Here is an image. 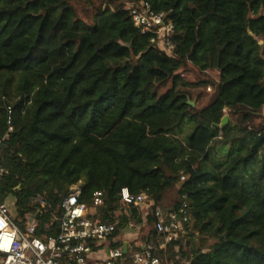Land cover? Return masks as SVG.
Listing matches in <instances>:
<instances>
[{"label":"trees","instance_id":"1","mask_svg":"<svg viewBox=\"0 0 264 264\" xmlns=\"http://www.w3.org/2000/svg\"><path fill=\"white\" fill-rule=\"evenodd\" d=\"M139 1L0 0L1 200L24 226L37 212L45 240L74 184L88 205L104 192L89 216L115 233L145 218L123 188L159 203L177 184L189 233L160 258L264 264V0H144L174 23L173 54L135 26ZM190 64L219 72L209 96L192 90L211 81L187 79Z\"/></svg>","mask_w":264,"mask_h":264},{"label":"built area","instance_id":"2","mask_svg":"<svg viewBox=\"0 0 264 264\" xmlns=\"http://www.w3.org/2000/svg\"><path fill=\"white\" fill-rule=\"evenodd\" d=\"M128 8L141 33L153 34L152 41L173 54L175 44L172 35L175 25L167 18V13L155 11L144 0L130 4ZM4 138L0 137V144ZM5 173L6 168L0 164V182ZM81 193L79 183L71 187L62 204L64 214L60 219V232L49 235L45 240L35 235L38 227L37 212L27 217L23 230L12 217L9 205L0 197V253L4 255L1 264H86L93 250V243L111 236L116 231L118 222H98L89 216L91 209L104 202L102 190L94 192L89 205L80 201ZM122 199L133 205H141L142 208L144 204L153 205V222L162 237L159 245L148 242L136 249L131 255L133 264H161V258L157 254L158 247L174 245L189 233L190 212L187 201L181 200L166 210L155 202L154 195L134 194L128 188L122 189ZM33 200L40 205L46 203L42 196H35ZM123 257L124 251L121 248H112L103 264H113Z\"/></svg>","mask_w":264,"mask_h":264},{"label":"crops","instance_id":"3","mask_svg":"<svg viewBox=\"0 0 264 264\" xmlns=\"http://www.w3.org/2000/svg\"><path fill=\"white\" fill-rule=\"evenodd\" d=\"M170 189L165 191L162 199L159 201V204L166 210L172 208L176 203L181 201L176 198L177 196L179 197V194L177 192L178 186L171 200L165 197V194ZM143 206L145 214L144 221L138 225L131 224L133 226L135 225L134 227L126 226L120 228L117 233L114 232L105 240L94 242L93 250L87 258L86 264H103L109 250L112 248H121L124 253L130 252L131 254L129 256H131L136 249L142 248L148 242H155L157 238L159 239V233L155 229L154 222H148L149 204H144ZM93 211L94 208L91 209V212ZM125 245L127 246L126 248L124 247ZM125 259L126 257L124 256L123 258H121V261H125Z\"/></svg>","mask_w":264,"mask_h":264},{"label":"rangeland","instance_id":"4","mask_svg":"<svg viewBox=\"0 0 264 264\" xmlns=\"http://www.w3.org/2000/svg\"><path fill=\"white\" fill-rule=\"evenodd\" d=\"M127 3H128V0H127ZM86 9H87V7H86ZM184 75L190 81L195 80L196 82L199 81V80L205 79L207 77L210 78L211 82L208 85H199L197 88H192V90L195 91V92L196 91H201L203 96H209V94L214 91V83H216L218 78H219V72L216 69H211V70H208L206 72H203V71H200L196 66H194L192 64H190V66L188 67L187 71L184 72ZM170 86H171V80H168L167 82L161 84L160 92H164ZM203 104H204V102H201L199 105L202 106ZM263 113H264V108H263ZM226 115H228V113ZM228 117H229V115H228ZM176 188H177V184H174L171 187V189L165 194V197L167 199L171 200L173 194L176 191ZM176 198L181 200V198L178 197V196ZM8 205H9V208H10V213H11L12 217L14 218V220L16 221V223H18L20 225V227L23 230H25V226L20 223L21 216L17 215L18 213H17L16 207L14 205L13 198H9L8 199ZM135 225H138V224H135ZM193 239L195 241L194 244L198 245L199 242H200L199 237L198 238H193ZM177 244L178 243H176L174 246H176ZM177 255H178L179 259H180L177 262V264H187V262H186L187 256H188L187 255V250L181 251ZM3 257H4V255L0 253V264H1V260H2ZM161 261H162L163 264H172V263H174L176 261V257L166 260V258L163 256V257H161Z\"/></svg>","mask_w":264,"mask_h":264},{"label":"water","instance_id":"5","mask_svg":"<svg viewBox=\"0 0 264 264\" xmlns=\"http://www.w3.org/2000/svg\"><path fill=\"white\" fill-rule=\"evenodd\" d=\"M188 103H190V104H192V105L195 104V102L192 101V100H188ZM228 121H229V117H228V115L225 114V115L223 116V118H222L221 124H215V127L223 126V125L227 124ZM124 247L126 248L127 246L125 245Z\"/></svg>","mask_w":264,"mask_h":264}]
</instances>
